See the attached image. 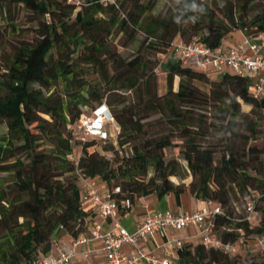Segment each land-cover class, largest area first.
Returning <instances> with one entry per match:
<instances>
[{
	"label": "trees",
	"instance_id": "16d2710c",
	"mask_svg": "<svg viewBox=\"0 0 264 264\" xmlns=\"http://www.w3.org/2000/svg\"><path fill=\"white\" fill-rule=\"evenodd\" d=\"M157 2L0 0V264H31L59 234L84 233L80 180L94 177L121 215L129 210L121 200L186 192L222 208L213 217L222 240L264 231V99L248 93L247 76L211 77L180 59L164 70L158 93L153 72L174 37L195 36L214 49L230 31L263 32L264 0H162L156 9ZM19 9L33 25L16 21ZM3 32L15 37L11 50H3ZM27 32L34 37L24 39ZM137 35L123 56L118 47ZM101 103L116 123L114 139H72L69 124ZM113 143L128 153L118 155ZM169 147L184 165L163 156ZM246 198L254 222L245 218ZM238 199L241 217L232 205ZM242 254L184 241L176 264H257Z\"/></svg>",
	"mask_w": 264,
	"mask_h": 264
},
{
	"label": "built area",
	"instance_id": "2783aa9c",
	"mask_svg": "<svg viewBox=\"0 0 264 264\" xmlns=\"http://www.w3.org/2000/svg\"><path fill=\"white\" fill-rule=\"evenodd\" d=\"M169 46L182 63L201 70L207 75L218 76L226 71L247 76L250 79L248 93L253 97L264 99V55L260 53V49L264 47V31L252 37L245 36L241 42L227 51L211 49L195 36L186 42L174 37ZM159 63L153 68L156 75L161 73ZM112 122L115 124L109 109L101 103L89 114L82 115L70 123L69 128L73 138L80 141L85 138L104 139L110 134L103 127L107 123L113 124ZM113 127L116 132L117 126ZM83 180L85 181L83 201H87L96 214L104 219L112 220V224L103 229L99 223H93L88 227L87 233L73 237L70 245L62 251L56 254L45 253L31 264H69L76 255L83 257L85 264H89L91 249L88 247V242L91 240L101 243L108 264H176L177 250L184 244V238L179 233L187 227L196 229L195 236L204 246L222 252L230 254L242 252L249 246L250 241L253 246L264 248V231L249 240H246L243 235H239L233 241L222 240L214 231L213 221L215 214L222 213V208L217 204L209 207L210 202H206V205L196 210L178 212L164 210L149 213L136 224L133 231H129L116 220L118 207L109 191L107 189L100 191L93 178ZM121 205L126 209L131 208L128 199L121 200ZM244 206L245 218L254 222L256 213L253 202L246 198ZM155 234L163 237L160 248L165 253H172L170 256L168 254L161 258L154 252L143 249L135 250L130 256L122 253L123 244L136 245L139 238L152 237ZM80 246L83 248L79 249Z\"/></svg>",
	"mask_w": 264,
	"mask_h": 264
},
{
	"label": "crops",
	"instance_id": "0c3cea01",
	"mask_svg": "<svg viewBox=\"0 0 264 264\" xmlns=\"http://www.w3.org/2000/svg\"><path fill=\"white\" fill-rule=\"evenodd\" d=\"M244 37L245 36H243V34L239 30L230 31L221 38L220 44L217 48L221 51H227L229 48L235 47L239 42L244 39ZM166 50L167 51L164 54H161L160 57L159 69L161 72V66L163 63H165V65L167 66L171 61L178 59L177 55L172 50V47L169 46ZM260 53L264 55V47L260 49ZM172 58L173 60H171ZM209 76L216 77L212 75ZM114 126L116 127V125ZM93 179L100 191L106 189L104 182L99 177H94ZM84 183L85 181L81 179L80 193L82 200V208L85 212V232L87 233L88 227L93 223H99L102 228L105 229L112 224V220L104 219L100 215L96 214L92 211L87 201H83V196L85 193ZM204 205H206V202L200 199H196L195 197L186 192L180 194L178 199H176V197L172 193L165 194L161 197H157L154 194H150L147 196L140 197L134 204L131 205V208L125 214L121 215L117 213L116 220H118L119 223L129 231H133L136 224L145 215L149 213L164 210H171L173 212L196 210L198 208L203 207ZM179 234L184 238L185 242H199V240L195 236L196 229L194 227H187L186 229L182 230ZM72 239L73 236L68 233L59 234L52 240L50 248L46 253L56 254L59 251H62L70 245ZM162 241L163 237L160 234H155L152 237L139 238L136 242V245L123 244L121 246V251L126 256H130V254L137 249L152 251L161 258L167 256L168 254L170 256L172 253H165L162 248H160ZM88 247L91 249L89 264H108L102 251L101 243L99 241H89ZM82 248L83 246L79 247V249ZM85 262L86 261L83 257H81L80 255H76L69 264H85Z\"/></svg>",
	"mask_w": 264,
	"mask_h": 264
},
{
	"label": "rangeland",
	"instance_id": "374dc122",
	"mask_svg": "<svg viewBox=\"0 0 264 264\" xmlns=\"http://www.w3.org/2000/svg\"><path fill=\"white\" fill-rule=\"evenodd\" d=\"M66 2H69V3H72L73 2L75 5H77L79 3V0H66ZM161 4H162V0H158V2L156 4V9H159L160 6H161ZM14 16L16 17V21L17 20H19V21H26L27 22L26 25H33L34 24V18L35 17L32 14L28 13L27 11H25L23 9H19L16 12H14ZM39 18H41V17H39ZM44 18L45 19H48L46 16ZM23 35H24L23 38L24 39H27V40H30L32 37H34V33L33 32H27V33H24ZM1 38L3 39V41H5L3 50L4 51L11 50V47L14 45L12 43L15 42V37L14 36H11V35L9 36V35H7L6 33L3 32L2 35H1ZM139 39H140V36L137 35L136 36V39L134 41H132L131 43H129L126 47H118V50L120 51V53L123 56H129L134 51V49H135V47H136L137 42H138ZM158 57L160 59V55ZM171 60H173V58ZM167 66L165 65V63H163L162 66H161L162 72L160 74L156 75V78H157V92L158 93H162L164 91V72L163 71L167 68ZM174 83H175V80H174ZM193 83L198 88H201V89L206 88L205 85H203L200 82L194 81ZM241 108L244 111H247L249 107H248V105L241 104ZM83 111H84L83 112L84 114H89L90 113L89 112V108H83ZM114 125H116V123L115 124L114 123L113 124L107 123L103 127L107 132L110 133V139L111 140L114 139V134H115V130H114V127H113ZM72 139H74V138H72ZM104 144H105L104 142L98 141L96 143V147H102V145H104ZM113 145H114V147L116 149H118L117 146H116V144L113 143ZM78 153H79L78 145H77L76 142H74L73 145H72L71 153L69 154V158L71 160H75L76 157H77V155H78ZM103 153H104V155L106 157H110V155H111V153L109 151H105ZM123 153H128V150L126 148L118 149V155H121ZM163 156L165 158H168V157L177 158L178 161H180V163H182L183 165L185 164V162L177 154V148L176 147L165 148L164 151H163ZM149 173L150 174L152 173L150 169H149ZM170 179L173 180L174 182H177V183L184 182L187 185L189 183V181L191 180V177L190 176H187L185 179L181 180L177 176H172ZM213 204H214L213 202H210L208 204V206L211 207ZM232 205H233V209H234V216L241 217L243 215V213H244V208H243L244 206H243V204L241 202V199L234 200V202H233ZM191 243H195V241H193ZM248 245L249 246H247V248L242 251L243 257L244 256L252 255L254 257L255 261L257 262V264H264V252H263V250H261L260 248H257L255 246H253L252 241L248 242Z\"/></svg>",
	"mask_w": 264,
	"mask_h": 264
}]
</instances>
